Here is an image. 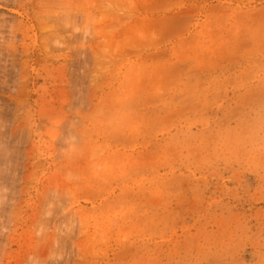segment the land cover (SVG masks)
<instances>
[{"label": "rangeland", "instance_id": "374dc122", "mask_svg": "<svg viewBox=\"0 0 264 264\" xmlns=\"http://www.w3.org/2000/svg\"><path fill=\"white\" fill-rule=\"evenodd\" d=\"M0 212V264H264V0H0Z\"/></svg>", "mask_w": 264, "mask_h": 264}, {"label": "bare ground", "instance_id": "6f19581e", "mask_svg": "<svg viewBox=\"0 0 264 264\" xmlns=\"http://www.w3.org/2000/svg\"><path fill=\"white\" fill-rule=\"evenodd\" d=\"M55 14H56V13H55ZM67 21H68V20H67ZM65 25H66V24H65ZM55 29H56V28H55ZM65 30H66V29H65ZM60 32H61V31H60ZM60 32H59V33H60ZM67 37H68V36H67ZM82 37H83V36H82ZM63 195H64V194H63ZM48 196H49V195H48ZM1 212H2V211H1ZM1 212H0V213H1ZM5 218H6V217H5ZM10 221H11V220H10ZM7 222H8V220H7ZM5 232H6V230H5ZM1 235H3V234H1ZM53 237H54V236H53ZM52 240H53V238H52ZM4 245H5V244H4ZM1 246H2V245H1ZM50 249H51V248H50ZM62 250H63V249H62ZM41 255H42V254H41ZM51 257H52V256H51ZM41 258H42V257H41ZM43 258H44V257H43ZM31 259H32V258H31ZM39 260H41V259H39ZM33 262H34V261H33ZM35 262H36V261H35ZM44 262H45V261H44Z\"/></svg>", "mask_w": 264, "mask_h": 264}]
</instances>
